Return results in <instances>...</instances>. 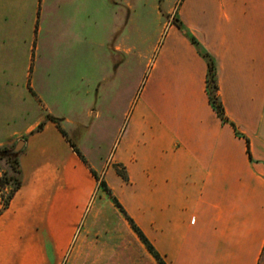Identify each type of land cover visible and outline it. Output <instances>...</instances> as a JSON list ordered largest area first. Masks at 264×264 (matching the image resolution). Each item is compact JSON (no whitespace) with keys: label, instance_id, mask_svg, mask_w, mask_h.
<instances>
[{"label":"crops","instance_id":"crops-1","mask_svg":"<svg viewBox=\"0 0 264 264\" xmlns=\"http://www.w3.org/2000/svg\"><path fill=\"white\" fill-rule=\"evenodd\" d=\"M179 17L186 35L171 27L96 172L41 105L19 122L13 0H0V138H27L22 187L0 215V264H64L98 191L93 172L169 264H264V0H185ZM187 34L216 63L229 123L211 107L208 65Z\"/></svg>","mask_w":264,"mask_h":264},{"label":"rangeland","instance_id":"rangeland-1","mask_svg":"<svg viewBox=\"0 0 264 264\" xmlns=\"http://www.w3.org/2000/svg\"><path fill=\"white\" fill-rule=\"evenodd\" d=\"M184 2L13 0L11 48L19 122L29 123L36 117L32 108L41 105L46 122L77 143L84 161L99 172L109 164L131 102L158 51L168 44L171 27L186 35L179 17ZM118 45L128 54L116 53ZM26 140L0 138V149L9 150L4 158L14 160L17 145ZM98 183L64 264H158L115 204L117 199L125 210L106 180L99 178ZM117 190L132 209L128 189Z\"/></svg>","mask_w":264,"mask_h":264},{"label":"trees","instance_id":"trees-1","mask_svg":"<svg viewBox=\"0 0 264 264\" xmlns=\"http://www.w3.org/2000/svg\"><path fill=\"white\" fill-rule=\"evenodd\" d=\"M187 36L190 42L192 43V45L197 49L198 53L207 62L208 73H207V80H206V91H207V95H208L211 107L213 108V110L215 111V113L217 114V116L223 123H229V120L225 113L224 106L218 96V79H217L216 63L213 60V58L203 49L200 43L193 36H191L190 34H188ZM232 126L236 130L235 125L232 124ZM62 134L66 136L64 132H62ZM70 144L74 148L75 152L79 156H81L79 150L75 147V145L71 142ZM8 152L9 150L5 148L0 149V200H1L0 215L3 214L10 207L11 202L13 201L17 192L22 187V170H21L20 156H19L20 154L14 160H11L10 158L5 159L3 155ZM116 172L125 182L128 181L127 175L122 166L118 165ZM93 175L98 181L99 180L98 176L94 172H93ZM100 187L103 188L105 191H108L106 183L104 181L100 182ZM114 200H115V204L121 210V212L127 216V218L129 219L132 225L133 230L138 235V237L143 242V244L146 246L150 254L158 262V264H166L161 254L155 249V247L151 244V242L146 237V235L135 224L133 219H131L126 214L125 210L123 209L121 204L117 201V199H114Z\"/></svg>","mask_w":264,"mask_h":264},{"label":"water","instance_id":"water-1","mask_svg":"<svg viewBox=\"0 0 264 264\" xmlns=\"http://www.w3.org/2000/svg\"><path fill=\"white\" fill-rule=\"evenodd\" d=\"M24 147V141L19 142V144L16 147V154H19Z\"/></svg>","mask_w":264,"mask_h":264}]
</instances>
